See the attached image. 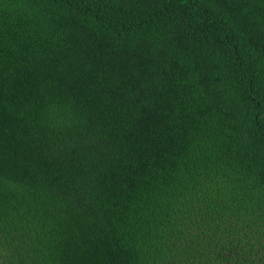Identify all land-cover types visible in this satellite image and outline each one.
Wrapping results in <instances>:
<instances>
[{"label": "trees", "instance_id": "1", "mask_svg": "<svg viewBox=\"0 0 264 264\" xmlns=\"http://www.w3.org/2000/svg\"><path fill=\"white\" fill-rule=\"evenodd\" d=\"M0 264H264V0H0Z\"/></svg>", "mask_w": 264, "mask_h": 264}]
</instances>
